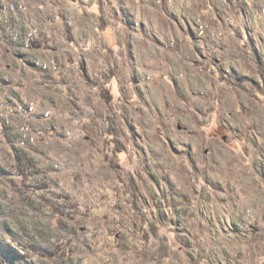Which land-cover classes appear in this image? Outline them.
Here are the masks:
<instances>
[{
    "label": "rangeland",
    "instance_id": "rangeland-1",
    "mask_svg": "<svg viewBox=\"0 0 264 264\" xmlns=\"http://www.w3.org/2000/svg\"><path fill=\"white\" fill-rule=\"evenodd\" d=\"M0 264H264V0H0Z\"/></svg>",
    "mask_w": 264,
    "mask_h": 264
}]
</instances>
